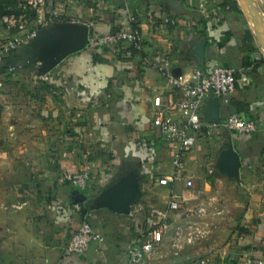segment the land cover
Masks as SVG:
<instances>
[{
  "label": "crops",
  "instance_id": "0c3cea01",
  "mask_svg": "<svg viewBox=\"0 0 264 264\" xmlns=\"http://www.w3.org/2000/svg\"><path fill=\"white\" fill-rule=\"evenodd\" d=\"M236 1L46 0L42 14L30 15L56 20L38 26L39 36L21 46L18 60L28 68L18 75L26 80L0 77V264H128L130 248L158 227L163 239L144 264L264 260V31L255 32L246 4ZM245 1L254 16L253 5L259 7L264 28V0ZM61 21L94 23L100 35L137 28L144 45L131 58L110 48L95 54L84 49L53 68L48 81L36 79L41 68L32 58ZM12 35L0 20V39ZM199 45L205 49L202 66L195 57ZM198 66L236 70V91L227 102L218 99L219 118L222 123L236 113L256 120L258 130L247 135L202 127L184 157L194 186H163L159 181L174 172L178 145L153 125L154 99L181 101L183 93L165 74ZM207 101L202 121L218 125ZM172 117L185 120L179 112ZM230 140L241 157L239 180L217 168ZM67 172H88V187L62 182ZM123 175L138 183L139 203L125 214L90 210L85 222L104 240L68 257L81 205ZM23 201L25 208H13ZM171 201L179 209L167 219L151 215Z\"/></svg>",
  "mask_w": 264,
  "mask_h": 264
},
{
  "label": "built area",
  "instance_id": "2783aa9c",
  "mask_svg": "<svg viewBox=\"0 0 264 264\" xmlns=\"http://www.w3.org/2000/svg\"><path fill=\"white\" fill-rule=\"evenodd\" d=\"M20 4L18 12H10L3 15L1 22L13 35L8 38L0 39V58L4 59L7 72L10 76L20 74L24 69V63L18 60L21 46L27 38H36L39 36L38 26L48 25L49 22L55 23L56 16H51L48 22L41 20V16L33 19L32 13L42 14L46 5V0H24ZM60 23L66 24L65 21ZM68 24H82V22H72ZM85 25L89 32L85 49L90 53H97L103 48H110L114 52L122 54L126 58L134 56L135 52H140L144 45V36L137 28L119 29L108 34H98L94 32V23ZM42 62L37 66L41 68ZM160 71H165L163 67ZM165 76L173 88L183 93V98L178 102H168L164 105L161 97L154 99L155 114L153 125L158 128L167 140L178 145V149L173 159L174 172L172 176L162 178L160 185H172L177 182L185 181L187 188L194 186V181L186 177L185 174V155L193 148L196 143L194 132L202 127L220 126L228 132H238L240 134L253 135L258 130L256 120L244 119L240 115L233 113L224 122L216 124H207L202 121L201 109L203 104L210 98L211 94L216 99L228 98L236 91L237 79L236 70L233 68L215 66L210 70L204 67H193L186 73L166 72ZM36 79L49 80V73H42L37 70ZM247 80V79H245ZM173 112H179L185 120L181 123L172 117ZM62 182H68L80 189H86L90 181L88 172L64 173L61 177ZM27 206L23 201L13 205L14 209L21 210ZM168 208H152L151 215L157 216L163 220L167 219L172 211L179 209L176 201H171ZM203 212V207L198 210ZM200 231L197 233L199 234ZM164 228L158 227L152 230L145 241L138 243L130 248L128 264H144L147 256L155 252L156 247L161 243L164 236ZM192 236V234H190ZM192 238H190L191 240ZM103 237L96 233L92 225L88 222H82L73 233L68 246L66 255L68 257L81 256L85 253L88 246L93 241H103ZM240 264H264L263 259L249 257Z\"/></svg>",
  "mask_w": 264,
  "mask_h": 264
},
{
  "label": "water",
  "instance_id": "95a60500",
  "mask_svg": "<svg viewBox=\"0 0 264 264\" xmlns=\"http://www.w3.org/2000/svg\"><path fill=\"white\" fill-rule=\"evenodd\" d=\"M88 32V28L82 24L60 25L39 45V59L43 60L41 72L49 73L67 57L83 51L87 43ZM204 52L203 45H199L195 51V57L201 66L204 63ZM207 103L212 120L221 123L218 99L211 94ZM241 166V157L230 140L219 155L217 168L231 178L239 180ZM141 195L139 185L135 180L126 178L125 175L115 177L99 196L81 205V221L85 222L87 213L95 209L107 208L119 214L129 213L132 207L139 203Z\"/></svg>",
  "mask_w": 264,
  "mask_h": 264
},
{
  "label": "rangeland",
  "instance_id": "374dc122",
  "mask_svg": "<svg viewBox=\"0 0 264 264\" xmlns=\"http://www.w3.org/2000/svg\"><path fill=\"white\" fill-rule=\"evenodd\" d=\"M239 1V0H238ZM25 1L24 0H4L3 1V4H7V5H9V9H8V11H7V13H10V12H18L19 11V6H20V4H23ZM240 2V1H239ZM241 2H243V4H246L245 6H244V11L246 12V16L248 17V18H250L251 17V19H253L254 20V26H255V28H254V30H255V32H261V34H262V32L264 31L263 29V27H261L262 26V24L261 23H263L262 22V20L261 19H263V15H261V13H260V11H259V7L257 8L256 7V5H253V8H254V10H255V16H254V14H252L251 13V11L249 10L250 9V6L248 5V2L247 1H245V0H241ZM6 13V14H7ZM250 13H251V15H250ZM250 15V16H249ZM259 20H261V22L259 21ZM36 53H38V52H36ZM35 53V56H33V58H32V60H33V62L35 63V65H37L39 62H43V60L41 59V60H39L38 59V56H37V54ZM0 77H2L3 75H9V73L7 72V68H6V66H5V61H4V59H2V58H0ZM32 62V63H33ZM34 65V64H33ZM26 68H28V67H24V69H23V71L26 69ZM40 72H41V70L40 69H38ZM50 73L51 72H49V77H50ZM12 76H16V77H14V78H18L19 80H20V78H21V80H26V78H27V76L24 74V76L23 77H21V75H12ZM13 78V79H14ZM28 80V79H27ZM13 81V80H12ZM45 81V80H44ZM46 82V81H45ZM12 87V86H11ZM21 89H23L22 87L20 88V90ZM26 90H28L27 88H25L24 89V91L26 92ZM1 92V91H0Z\"/></svg>",
  "mask_w": 264,
  "mask_h": 264
},
{
  "label": "trees",
  "instance_id": "16d2710c",
  "mask_svg": "<svg viewBox=\"0 0 264 264\" xmlns=\"http://www.w3.org/2000/svg\"><path fill=\"white\" fill-rule=\"evenodd\" d=\"M4 0H0V20L2 19L3 15H5L9 9V5L3 4ZM229 1V0H227ZM237 4L236 0H230V5L235 6ZM237 79V78H236Z\"/></svg>",
  "mask_w": 264,
  "mask_h": 264
}]
</instances>
